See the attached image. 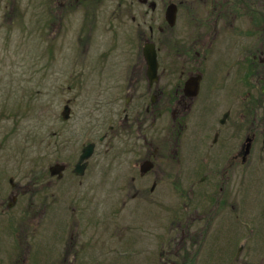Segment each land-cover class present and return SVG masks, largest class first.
I'll return each instance as SVG.
<instances>
[{"label":"flooded vegetation","instance_id":"flooded-vegetation-1","mask_svg":"<svg viewBox=\"0 0 264 264\" xmlns=\"http://www.w3.org/2000/svg\"><path fill=\"white\" fill-rule=\"evenodd\" d=\"M15 1L12 15H33L39 56L54 60L53 73L68 70L69 88L86 91L83 111L101 123L100 140L130 143L115 162L80 163L81 174L77 161L56 160L73 178L50 194V213L46 204L9 213L31 189L1 174L0 264L22 248L27 264H264V201L249 206L252 191L264 193V0ZM106 172L115 176L105 184ZM90 173L101 177L83 182ZM112 188L120 210L104 193ZM62 191L66 210L56 208ZM190 192L197 202L182 201L171 238L164 206L170 193L186 200ZM30 242L43 243L38 257Z\"/></svg>","mask_w":264,"mask_h":264},{"label":"rangeland","instance_id":"rangeland-1","mask_svg":"<svg viewBox=\"0 0 264 264\" xmlns=\"http://www.w3.org/2000/svg\"><path fill=\"white\" fill-rule=\"evenodd\" d=\"M12 1L14 0H2L0 3V175L3 174L5 179L12 177L14 183L25 185L31 189L21 197L22 206L10 209L9 213H20L21 210L33 213L36 208L41 205L38 208L41 209L44 204L49 207L45 206L43 210L46 208V213H50L52 199L50 194L56 187L66 184L67 179L73 178L72 174L65 173L62 181L49 182L51 175L48 170L56 160L74 164L82 148L92 142L95 144V148L88 160L90 163L115 162L114 157L118 148L130 142L123 136H108L105 140H100L99 135L104 130L96 131L97 128L94 126L101 123L90 120L83 111L82 104L84 98L87 97L86 91L80 84L75 83L72 88H69L68 70L59 66L57 73H53L49 66L54 60L46 56H39L33 15H27L30 18H26L24 21L20 19L18 11L12 15L10 9ZM26 1L16 0L15 6L18 7L21 4L26 6L33 0ZM3 2H9V7L3 8ZM206 72L208 78L209 68L206 69ZM206 81L209 80L206 79ZM65 106L70 107V116L67 120L62 118ZM107 124L105 123V125ZM136 156L135 158V155H130L128 162L139 161L142 154ZM114 176L115 174L108 172L102 179L106 184L110 182V177ZM93 177L101 176H93V173H90L85 176L83 182L89 183ZM38 181L43 185L42 193L44 195L40 197L42 200L34 197L33 190L37 187ZM61 193L62 196H58L57 193L56 208L66 210L67 208L62 202L67 200L65 195L67 191ZM104 193L107 195V200L111 201V205H114L115 210L122 209L124 199L122 200L121 195L117 194L113 188L110 191L106 189ZM193 196L194 192H190L188 199L184 200L178 195L170 193L169 201L164 206V213L169 215L171 238L176 237V232L172 228L176 227L177 217L181 214L179 211H182L183 208L182 201L194 204L197 199ZM43 199H46V203ZM262 201H264V193L258 194L257 191H252L249 197L250 213L257 211ZM131 204L132 201L124 208L123 213H127L126 210L131 209ZM153 206L154 213H163V208L160 205ZM192 208L193 205H191ZM195 228L196 224L190 231ZM48 234L46 233V236L49 238ZM88 234L93 233L90 230ZM109 237L110 235L107 240L110 239ZM94 238L98 240V234L95 233ZM30 243L31 250L34 249L36 252L34 255L38 257L43 243ZM0 245V251H5L2 247L7 246V242L2 244L1 241ZM110 246V244L106 245L108 251L105 257L107 259L114 256L109 253ZM23 249L15 250L12 262L8 264H27L23 261L24 258L27 259L26 250L22 252ZM66 250L65 247L58 254L61 263L65 262L62 260L67 255ZM50 253L51 251L47 252V256H50ZM3 256L7 257L6 252ZM158 256L159 251L157 250L153 253V258ZM56 260H47L43 264H51ZM39 261L42 259L39 258ZM30 263H33V260H30Z\"/></svg>","mask_w":264,"mask_h":264},{"label":"water","instance_id":"water-1","mask_svg":"<svg viewBox=\"0 0 264 264\" xmlns=\"http://www.w3.org/2000/svg\"><path fill=\"white\" fill-rule=\"evenodd\" d=\"M62 116L64 119L68 118L69 115H68V108L67 107H65L64 112L62 113ZM93 147H94V144L90 143L83 148L82 153L79 157L77 166L75 168V172L77 174H81L80 163L84 162L85 160H87L91 156V154L93 153ZM63 169H64V166H62L60 164H55L49 168V172H50V175H52V176L57 175L58 177H62Z\"/></svg>","mask_w":264,"mask_h":264}]
</instances>
